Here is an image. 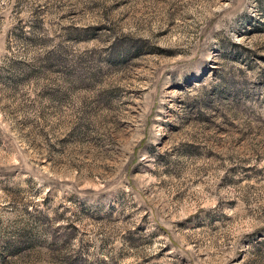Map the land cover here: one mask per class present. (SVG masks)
<instances>
[{"label":"rangeland","instance_id":"rangeland-1","mask_svg":"<svg viewBox=\"0 0 264 264\" xmlns=\"http://www.w3.org/2000/svg\"><path fill=\"white\" fill-rule=\"evenodd\" d=\"M0 264H264V0H0Z\"/></svg>","mask_w":264,"mask_h":264}]
</instances>
